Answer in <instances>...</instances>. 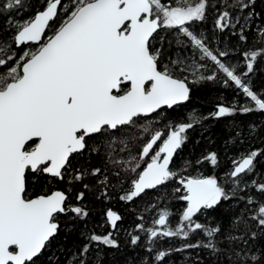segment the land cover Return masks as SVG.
Segmentation results:
<instances>
[{
    "label": "snow or ice",
    "instance_id": "1",
    "mask_svg": "<svg viewBox=\"0 0 264 264\" xmlns=\"http://www.w3.org/2000/svg\"><path fill=\"white\" fill-rule=\"evenodd\" d=\"M257 139L264 0H0V264H264Z\"/></svg>",
    "mask_w": 264,
    "mask_h": 264
},
{
    "label": "trees",
    "instance_id": "2",
    "mask_svg": "<svg viewBox=\"0 0 264 264\" xmlns=\"http://www.w3.org/2000/svg\"><path fill=\"white\" fill-rule=\"evenodd\" d=\"M222 93L225 96L229 95L227 91L220 89L218 86L211 85V84L207 85L198 93V99L196 101V107L198 109H203L205 112L212 109L213 106L218 102V98L221 96ZM229 99H231L230 96H229ZM238 119H255L258 121L260 119V117L258 115L249 114L248 117H242L241 116V117H238ZM226 122H227V118H225L224 122L216 124L214 126V128L212 129V133H213L212 139L215 141V143H210L207 139H204L195 148V151L197 154H200L201 152H203L205 150L220 151L221 152V171H223V169L227 168L229 166V163H230L229 160L223 155V148H222L223 139L227 135V133L225 131V123ZM205 135L207 136L208 134L206 133ZM198 138H199V136H198V134H196L194 139H198ZM193 143H194V140L192 142H189V144L185 148V153L189 152L192 149ZM253 144L256 147H264V145L261 144V141L259 139L253 141ZM244 147H248V145H244ZM234 152H235V150H233V153ZM231 154L232 153H230V155ZM174 203L178 207L179 204L182 202H174ZM141 211H143V210H141ZM170 211L175 212L176 207L170 208ZM156 214H157L156 211H152L151 215L148 212H143V215H145L146 220L149 221V226H151V224H150L151 216H155ZM129 221H130V218H129ZM129 221H126V223H128ZM161 242L163 243L165 248L168 247L169 241L162 240ZM172 243H175L178 245L179 241L173 240ZM161 250H163V248Z\"/></svg>",
    "mask_w": 264,
    "mask_h": 264
}]
</instances>
